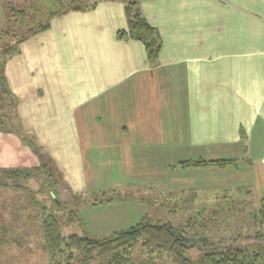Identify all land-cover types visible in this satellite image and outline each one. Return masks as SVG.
Wrapping results in <instances>:
<instances>
[{
  "label": "crops",
  "instance_id": "0c3cea01",
  "mask_svg": "<svg viewBox=\"0 0 264 264\" xmlns=\"http://www.w3.org/2000/svg\"><path fill=\"white\" fill-rule=\"evenodd\" d=\"M130 1L97 0L91 11L54 19L3 72L21 130L40 152L61 155L53 162L65 185H110L124 197L80 207L95 236L144 220L159 203L150 195L204 201L251 183L264 197V0H138L162 37L152 64L142 43L116 37ZM1 134L8 135L0 169H13L8 162L21 138ZM23 152L37 158L27 145ZM220 160L234 162L181 166ZM98 206L110 226L85 217Z\"/></svg>",
  "mask_w": 264,
  "mask_h": 264
},
{
  "label": "trees",
  "instance_id": "16d2710c",
  "mask_svg": "<svg viewBox=\"0 0 264 264\" xmlns=\"http://www.w3.org/2000/svg\"><path fill=\"white\" fill-rule=\"evenodd\" d=\"M97 5V0H5L2 4L5 16L4 27L0 30V105L1 109L10 106L13 98L4 76L6 60L19 52L20 45L28 39L45 32L54 19L70 12H88ZM126 29L117 31L119 40H135L144 46L148 62L155 63L162 49V37L158 30L148 23L140 11L138 0L127 2L124 9ZM2 114V113H1ZM0 118V130L5 124ZM10 125V122L6 124ZM9 128V127H8ZM35 154H41L40 148L30 144ZM43 154V153H42ZM41 154V155H42ZM41 157V156H40ZM233 160L192 161L181 166L225 167ZM61 172L53 161H40L31 168L0 169L1 185L14 192L29 195L33 206L39 210L43 242L50 264H264V245L258 243L247 247L211 244L205 236L198 238L188 235L164 222L144 219L127 229L105 235H92L80 215L81 200L72 203L67 199H76L71 190L62 182ZM42 178L38 191H33L26 184ZM61 185L64 187L61 189ZM61 190V191H60ZM44 194L48 201L37 199V194ZM114 190L102 192V198L85 204L92 206L110 204L122 200L114 196ZM112 195V196H110ZM126 198H130L129 196ZM79 199V198H78ZM84 204V205H85ZM253 227H264V197L260 206L250 214ZM77 225L81 234L63 235L62 228ZM244 235V239L259 240L260 231ZM204 246L205 250H199ZM198 249L196 257L189 256V251ZM141 250V252H140ZM137 252L140 255H137ZM145 255L143 258L142 255Z\"/></svg>",
  "mask_w": 264,
  "mask_h": 264
},
{
  "label": "rangeland",
  "instance_id": "374dc122",
  "mask_svg": "<svg viewBox=\"0 0 264 264\" xmlns=\"http://www.w3.org/2000/svg\"><path fill=\"white\" fill-rule=\"evenodd\" d=\"M4 1L0 0V18L3 19H5L2 12ZM1 26L2 22L0 23ZM15 102V99H10V106H5L3 110L0 105V118L5 124L2 127L4 130H0V143L8 135L1 134L5 131L17 134V137L21 138L20 144L23 146V148L18 147L19 144H17V147L14 146L12 148V151L15 152H12L13 156L8 162L9 166L13 167V169L15 167H31L32 165H39L40 161L49 162V160L61 163V155H53L52 153L56 154L55 152L42 151L43 154L40 152L42 155L35 154L38 159L30 156V154L28 156L24 154V146H30L31 143L36 144V141L30 139V133L25 132L23 129L21 130V125L16 115ZM9 122L10 125L7 126L6 124ZM4 147L7 146L5 144L0 145V165L6 160L4 155H2L6 153ZM97 159L98 163H102V157L98 156ZM73 174L74 176H79L78 172ZM60 176L62 182H66L62 173ZM256 176L257 174L253 175V177ZM42 182V178H39L28 182L26 186L33 191H38ZM71 182L78 183V179ZM95 184L96 187L78 185L71 188L69 186L68 189L70 188L69 190L78 196L79 199L69 200V198H62V200L67 199L72 208L74 207L72 203H76V201L81 200L84 204L90 200L93 202L96 198H102L103 191L110 190V185H107L108 187H99V183ZM250 184H247L248 187L240 186L239 189L234 190L236 195L233 192H223L217 194V196L212 194L211 197H205L204 201L201 198H191L188 200L181 199L180 201L185 200L182 203H175L171 198L150 195L155 202L159 203H156L155 207L147 208L145 220L167 223L177 230H183L188 235L195 234L198 238L205 236L211 244L233 245L236 247H247L258 243L264 245V227H253L250 218V214L260 206V198L258 197L260 189L255 186L256 189L254 190L250 187ZM255 184H257L256 181ZM63 187L61 185V189ZM112 195L121 196V194L117 193ZM28 196L24 193L14 192L9 187H4V185H1L0 180V264H50L44 248L40 213L33 206ZM37 197L39 200L45 199L44 201H48V197L43 193L37 194ZM149 202L152 201L149 200ZM103 208L98 206L93 207L92 210H84L85 217L88 213L94 214L95 220L93 223L97 227L100 226V228L110 226V221L106 223L110 216L102 212ZM94 225L89 224L90 227ZM257 230H261L263 236L259 240L243 238L244 235L256 234L254 231ZM62 233L63 235L71 233L81 234V229L77 225H71L63 227ZM92 233L94 234V231ZM198 248L199 250H205L204 246H199ZM199 250L192 248L188 254L191 257H196ZM137 255H140V253L137 252ZM145 255L143 254L142 257L144 258Z\"/></svg>",
  "mask_w": 264,
  "mask_h": 264
}]
</instances>
